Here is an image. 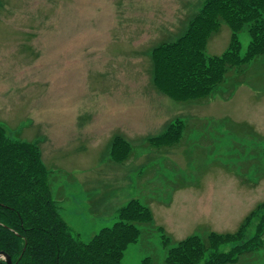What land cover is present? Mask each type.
<instances>
[{"label": "rangeland", "instance_id": "rangeland-1", "mask_svg": "<svg viewBox=\"0 0 264 264\" xmlns=\"http://www.w3.org/2000/svg\"><path fill=\"white\" fill-rule=\"evenodd\" d=\"M204 3L0 0V126L39 145L76 238L113 226L132 199L149 207L153 218L123 264L150 256L164 264L160 227L170 245L196 233L208 245V233L237 234L264 203L263 58L230 69L228 83L202 99L177 102L152 81L151 49L176 40ZM232 34L222 21L207 52L222 54ZM240 41L244 54L248 31ZM236 77L244 82L230 95ZM179 117L185 129L175 144L150 140ZM118 135L131 143L122 163L110 153ZM258 252L235 263L264 264Z\"/></svg>", "mask_w": 264, "mask_h": 264}, {"label": "trees", "instance_id": "trees-1", "mask_svg": "<svg viewBox=\"0 0 264 264\" xmlns=\"http://www.w3.org/2000/svg\"><path fill=\"white\" fill-rule=\"evenodd\" d=\"M201 9L176 40L154 45L150 51L152 81L177 102L210 97L228 83L230 69L243 70L259 57L264 62V0H205ZM222 21L233 31L230 44L222 54L210 55L207 43ZM243 30L248 31L250 44L241 54ZM243 82L236 77L229 94ZM183 121L179 117L170 122L166 131L150 140L162 146L175 144L185 129ZM4 128L0 126V251L11 255L14 264H123L128 245L138 242L143 234L140 225L153 218L149 207L132 199L120 208L113 226L103 227L89 241L76 238L53 198L52 171L39 145L13 139ZM112 141V158L121 163L127 160L130 141L122 135ZM254 222L252 235L248 228ZM158 230L164 264H236L244 251L259 253L264 249V203L253 210L237 234L208 233V245L197 233L170 245L164 228ZM222 245L231 249L220 250ZM153 261L150 256L140 264ZM0 264L8 263L2 258Z\"/></svg>", "mask_w": 264, "mask_h": 264}, {"label": "water", "instance_id": "water-1", "mask_svg": "<svg viewBox=\"0 0 264 264\" xmlns=\"http://www.w3.org/2000/svg\"><path fill=\"white\" fill-rule=\"evenodd\" d=\"M1 258H4L6 263H8V264H14V262L12 261L11 255L6 253L5 251H0V259Z\"/></svg>", "mask_w": 264, "mask_h": 264}]
</instances>
